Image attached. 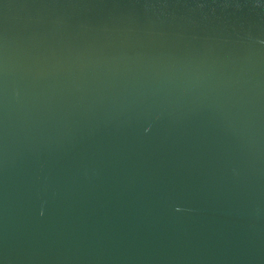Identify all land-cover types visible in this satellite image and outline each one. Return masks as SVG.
Masks as SVG:
<instances>
[{
  "label": "water",
  "instance_id": "water-1",
  "mask_svg": "<svg viewBox=\"0 0 264 264\" xmlns=\"http://www.w3.org/2000/svg\"><path fill=\"white\" fill-rule=\"evenodd\" d=\"M0 264H264V0H0Z\"/></svg>",
  "mask_w": 264,
  "mask_h": 264
}]
</instances>
